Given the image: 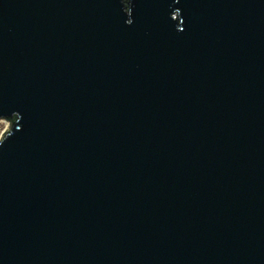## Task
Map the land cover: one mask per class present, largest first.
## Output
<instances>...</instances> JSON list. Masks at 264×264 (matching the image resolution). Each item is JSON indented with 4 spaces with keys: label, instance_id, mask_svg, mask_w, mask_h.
I'll return each mask as SVG.
<instances>
[{
    "label": "water",
    "instance_id": "95a60500",
    "mask_svg": "<svg viewBox=\"0 0 264 264\" xmlns=\"http://www.w3.org/2000/svg\"><path fill=\"white\" fill-rule=\"evenodd\" d=\"M0 264H264V0H0Z\"/></svg>",
    "mask_w": 264,
    "mask_h": 264
},
{
    "label": "rangeland",
    "instance_id": "374dc122",
    "mask_svg": "<svg viewBox=\"0 0 264 264\" xmlns=\"http://www.w3.org/2000/svg\"><path fill=\"white\" fill-rule=\"evenodd\" d=\"M10 123L7 120L0 119V137L9 129Z\"/></svg>",
    "mask_w": 264,
    "mask_h": 264
}]
</instances>
